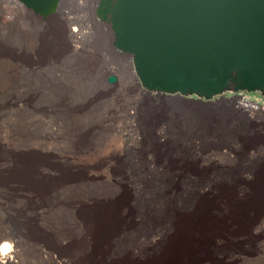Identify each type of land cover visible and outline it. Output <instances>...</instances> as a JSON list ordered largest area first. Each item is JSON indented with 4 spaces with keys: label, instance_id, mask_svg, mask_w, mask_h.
I'll list each match as a JSON object with an SVG mask.
<instances>
[{
    "label": "rangeland",
    "instance_id": "1",
    "mask_svg": "<svg viewBox=\"0 0 264 264\" xmlns=\"http://www.w3.org/2000/svg\"><path fill=\"white\" fill-rule=\"evenodd\" d=\"M5 2L0 237L17 245L10 264H150L208 208L226 224L214 254L264 264V115L234 105L264 98L140 93L98 0H62L46 18ZM19 162L39 168L38 185L69 183L39 192L35 176L11 178Z\"/></svg>",
    "mask_w": 264,
    "mask_h": 264
},
{
    "label": "water",
    "instance_id": "2",
    "mask_svg": "<svg viewBox=\"0 0 264 264\" xmlns=\"http://www.w3.org/2000/svg\"><path fill=\"white\" fill-rule=\"evenodd\" d=\"M17 1L46 18L62 0ZM95 14L142 90L207 102L225 93L264 98V0H98Z\"/></svg>",
    "mask_w": 264,
    "mask_h": 264
},
{
    "label": "bare ground",
    "instance_id": "3",
    "mask_svg": "<svg viewBox=\"0 0 264 264\" xmlns=\"http://www.w3.org/2000/svg\"><path fill=\"white\" fill-rule=\"evenodd\" d=\"M5 4L26 12L24 7L17 0H6ZM88 30H90L88 27L86 29L80 28L78 32H76V29H73L71 34L73 38L81 41L88 35ZM108 31L111 35L109 26ZM111 46L112 45H110V48ZM130 62L131 61L129 58L126 65L129 75L132 79L133 87L138 89L140 93L147 95V92L140 88ZM160 100H162V98ZM160 104L164 103L161 101ZM160 104L158 106H161ZM234 105L238 109L247 113L264 115V107H260L256 103L245 101L242 98H236L234 100ZM0 108L2 107L0 106ZM32 166H34L33 163H30V165L24 162L16 163L11 178L15 181L23 180L24 182L25 177L30 175L31 180L27 179L25 182L28 184H33V178L35 176L34 187H36L39 192L46 190L50 191L52 188L59 189L60 186L69 183V178L62 174L60 179L65 184L62 182H46L45 186L40 184L38 185L36 174L42 175V173L39 171V168H37L36 173H34ZM32 187V185H25L26 190H29ZM208 210L211 209L208 208ZM208 210L201 209L200 217L190 222L185 230H181L176 236H174L170 243L167 244L162 256L150 264H213L214 260L222 262L223 264H234L235 262L239 261V257H232V255H228L227 253H221L220 257H217L214 254L213 249L218 250L216 247H218L220 241L227 238L226 234L224 233L226 224L217 218L215 214L208 216ZM247 224V222L244 223V228L247 226ZM16 246L17 245H13L11 238L6 236L0 237V260L3 261H1L2 263L5 262L4 260H7L9 264L13 261L11 256L8 257L6 255L8 252L12 251V248Z\"/></svg>",
    "mask_w": 264,
    "mask_h": 264
},
{
    "label": "flooded vegetation",
    "instance_id": "4",
    "mask_svg": "<svg viewBox=\"0 0 264 264\" xmlns=\"http://www.w3.org/2000/svg\"><path fill=\"white\" fill-rule=\"evenodd\" d=\"M231 96H235L234 94H231ZM223 97V96H222Z\"/></svg>",
    "mask_w": 264,
    "mask_h": 264
}]
</instances>
